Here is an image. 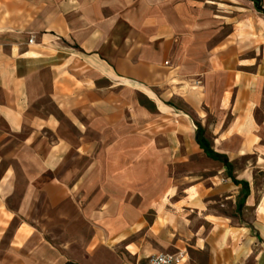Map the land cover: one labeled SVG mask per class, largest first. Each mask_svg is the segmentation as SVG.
<instances>
[{
  "label": "crops",
  "instance_id": "crops-1",
  "mask_svg": "<svg viewBox=\"0 0 264 264\" xmlns=\"http://www.w3.org/2000/svg\"><path fill=\"white\" fill-rule=\"evenodd\" d=\"M194 9L184 0H0V264H147L178 251L187 254L183 264H197L192 254L204 253L207 264H222L229 251L239 253L237 264L251 256L264 264V119L257 117L264 32L237 26L212 48ZM171 49L185 73L216 86L206 91L221 119L212 148L240 182H232V198L241 200L242 184L249 185L244 224L217 227L197 200H134L145 196L143 170H132L121 155L124 136L107 150V164L95 162L80 176L69 165L95 147L77 116L94 109L84 89L97 95V77L150 85L167 73ZM68 56L76 61L74 73L65 67ZM218 76L224 86L215 83ZM46 87L56 114L36 106ZM225 114L232 119L224 129ZM99 117L91 113L88 121L110 124ZM248 157L254 162L235 168Z\"/></svg>",
  "mask_w": 264,
  "mask_h": 264
},
{
  "label": "rangeland",
  "instance_id": "rangeland-1",
  "mask_svg": "<svg viewBox=\"0 0 264 264\" xmlns=\"http://www.w3.org/2000/svg\"><path fill=\"white\" fill-rule=\"evenodd\" d=\"M184 1L195 8V12L191 14L197 23L204 22V31H210L212 48L217 47L226 36H234V28L237 26L240 31L247 30L249 26V31L263 35L264 16L253 10L251 0ZM199 28L197 25L196 30L200 33L203 29ZM175 52L170 50V57L165 65L167 73L161 74L158 80L150 85L119 80L110 82L104 77H97L94 82L96 89L98 88L97 95L84 89V98L94 102L93 106L90 105L94 109H89L84 114L78 110L77 116L84 123L83 130L87 131L89 137L86 138L88 145L94 144L95 147H90L84 152V156L74 155L69 159V165L78 166L80 176L85 175L87 167L95 162L107 164V150L118 144L119 139L124 136L126 148L121 150V155L125 156L126 163L132 170H143L141 175L145 196L136 195L134 200H197L196 205L202 208V212L208 215L217 227L221 223H227L229 228L238 223L244 224V210H237L239 200L232 198L236 191L232 185L233 180L225 171L226 168L220 162L209 159L195 143L197 125H201L205 131L204 137L211 147L215 149L218 146L214 138L220 131L219 110L216 98L213 99L212 96L208 101L206 93L207 88L213 90L216 86L210 85L208 79L201 75L185 73L183 67L187 66L181 63L178 67L180 61L176 60ZM68 57L65 67L71 70L76 61L73 57ZM175 69L176 72L172 74ZM217 79L220 81L219 85L224 86V77L218 76L215 83ZM42 83L48 86L47 76L42 78ZM70 87L68 86L67 90ZM73 93L67 91L64 94L70 97ZM49 95H53V92L49 93L46 87L36 99V106L39 109L44 108L45 113L56 114L54 98ZM91 113L92 117H109L110 124H96L97 120L90 124L88 118H91ZM257 117L260 121L264 119V98ZM231 119L230 114L224 115V129ZM65 122L68 130L74 132L71 122ZM247 161L253 163L254 158L248 157L237 162L235 168H243ZM100 180L106 181V175L101 173ZM259 180L264 184V174ZM196 224L199 225L200 222ZM192 255L197 264L208 263L207 253ZM225 257V260L221 258L222 264L239 263L234 260L238 259L239 253L229 251ZM254 263L255 259L251 256L242 264Z\"/></svg>",
  "mask_w": 264,
  "mask_h": 264
},
{
  "label": "trees",
  "instance_id": "trees-1",
  "mask_svg": "<svg viewBox=\"0 0 264 264\" xmlns=\"http://www.w3.org/2000/svg\"><path fill=\"white\" fill-rule=\"evenodd\" d=\"M252 1L255 5L256 10L264 15V7L261 4V0H252ZM204 134H205L204 128L201 125H197V136H198L197 144L199 145L200 149L205 153V155L209 159L216 162H220L226 168L229 178H231L235 184L240 183L236 180L233 174L232 164L228 162L224 156L218 154L213 150L209 142L204 137ZM242 185H243V189L239 195V197H241V200H239L237 204V210L239 212L243 210L246 203V199L250 194L249 185L248 184H242Z\"/></svg>",
  "mask_w": 264,
  "mask_h": 264
},
{
  "label": "built area",
  "instance_id": "built-area-1",
  "mask_svg": "<svg viewBox=\"0 0 264 264\" xmlns=\"http://www.w3.org/2000/svg\"><path fill=\"white\" fill-rule=\"evenodd\" d=\"M35 42V36H31L28 44L32 45ZM187 254L183 251L176 253H160L151 256L147 264H183L186 260Z\"/></svg>",
  "mask_w": 264,
  "mask_h": 264
}]
</instances>
